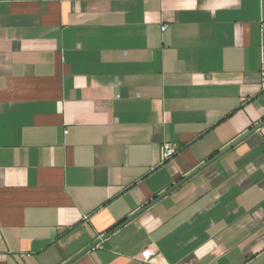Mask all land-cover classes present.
<instances>
[{
	"label": "crops",
	"instance_id": "obj_1",
	"mask_svg": "<svg viewBox=\"0 0 264 264\" xmlns=\"http://www.w3.org/2000/svg\"><path fill=\"white\" fill-rule=\"evenodd\" d=\"M263 75L264 0H0V264H264Z\"/></svg>",
	"mask_w": 264,
	"mask_h": 264
},
{
	"label": "built area",
	"instance_id": "obj_2",
	"mask_svg": "<svg viewBox=\"0 0 264 264\" xmlns=\"http://www.w3.org/2000/svg\"><path fill=\"white\" fill-rule=\"evenodd\" d=\"M166 29V26L163 25L161 27V31L163 32ZM261 88L264 89V75L261 79ZM181 147L174 143H164L162 145L163 159L164 161H170L176 155H178L181 151ZM152 256V253L149 250H146L142 253V259L144 262H147L149 258Z\"/></svg>",
	"mask_w": 264,
	"mask_h": 264
},
{
	"label": "water",
	"instance_id": "obj_3",
	"mask_svg": "<svg viewBox=\"0 0 264 264\" xmlns=\"http://www.w3.org/2000/svg\"><path fill=\"white\" fill-rule=\"evenodd\" d=\"M263 123H259L256 128H259ZM249 134V132L244 135L243 137H241L240 139H238L237 141H235L232 145H230L229 147L233 146L234 144H236L237 142H239L242 138H244L245 136H247ZM204 165L200 166V168H202ZM105 236H103L102 238H104ZM99 241L97 240L96 242H94L92 245H90L89 247H87L85 250L81 251L80 253H78L76 256H74L73 258H71L69 261H67L64 264H71L74 260H76L78 257L82 256L83 254H85L86 252H88L93 246H95Z\"/></svg>",
	"mask_w": 264,
	"mask_h": 264
}]
</instances>
